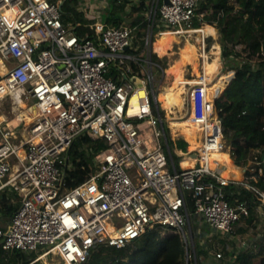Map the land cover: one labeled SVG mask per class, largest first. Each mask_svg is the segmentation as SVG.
Wrapping results in <instances>:
<instances>
[{
    "label": "built area",
    "instance_id": "obj_1",
    "mask_svg": "<svg viewBox=\"0 0 264 264\" xmlns=\"http://www.w3.org/2000/svg\"><path fill=\"white\" fill-rule=\"evenodd\" d=\"M95 1H103L108 14L124 5L118 15L123 21L115 25L108 14L104 19L90 14L95 9L90 0H78L84 20L75 22H63V0H0V101L10 99L13 113L0 121V191L20 196L7 227L0 228V247L27 252L48 246L31 262L48 264L55 250L65 264H84L97 245L125 247L159 227L178 233L185 264L191 255L196 263L192 227L206 225L207 239L234 236L236 224L249 216L244 201H227L224 186L253 190L264 205V191L253 184L264 175V150H252L238 165L240 178L223 176V161L210 164L213 152L232 155V149L203 73L184 80L186 117L177 119L176 106L168 110L158 99L153 27L194 33L206 24L202 0ZM132 5L142 7L141 36L127 21ZM85 25L89 31L80 33ZM205 48L203 41L202 52ZM133 98L136 107L130 110ZM189 118L198 125L200 146L175 148L177 166L172 150L167 152L168 136L184 137L172 136L170 123ZM81 136L103 139L106 146L94 153L91 175L67 189L69 150ZM183 158L194 164L183 166ZM205 242L199 239L203 247ZM213 255L236 260L219 249Z\"/></svg>",
    "mask_w": 264,
    "mask_h": 264
},
{
    "label": "trees",
    "instance_id": "obj_2",
    "mask_svg": "<svg viewBox=\"0 0 264 264\" xmlns=\"http://www.w3.org/2000/svg\"><path fill=\"white\" fill-rule=\"evenodd\" d=\"M77 5L78 0H63L61 4L63 22L84 20L83 13L77 9ZM124 7V5L114 6L107 15V20L115 25L120 24L123 20L118 15ZM129 9V16H131L129 25L136 26L137 33L141 36L146 31V21L141 13L142 7L132 5ZM200 10L206 12L205 22L215 26L219 35V43L213 44L209 57L216 73L219 66L217 60L220 45L222 69L217 75L220 76L212 83L222 85L223 79L233 76L234 71L233 78L222 94L214 100V105L222 121L224 136L231 145L232 159L239 165L246 161L252 150L256 148L264 150V0H202ZM197 24V22L194 23V26L199 27ZM203 27L207 34L216 35L212 26ZM161 28L153 27L152 41L155 40V35L159 31L169 30V28ZM88 31L89 27L85 25L80 33ZM207 40L206 49L209 50L213 39L209 36ZM151 59L159 65L158 68L166 67L163 58L156 54H152ZM133 67L138 68V65L133 64ZM162 98L169 110L179 104V98L172 96L171 93L164 94ZM185 120L177 122L182 124ZM170 125L175 126L173 123ZM185 137L190 142V150H196L197 144L192 142L189 136L185 135ZM168 144L178 166L179 156L174 149L185 151L188 143L181 137L173 140L168 136ZM105 146L106 142L103 139L92 140L88 136L77 139L69 150L72 156V168L67 171L64 179L67 189L83 182L91 175L94 170L93 155ZM253 184L260 191H264V175ZM224 193L230 204L238 200L244 201L249 209V216L246 218L248 221L254 219L258 207H264L259 194L236 183L224 186ZM13 195L17 197V200H14ZM19 202L20 196L16 195V192L11 189L2 191L0 212L2 215L11 217ZM163 231L165 228L147 229L132 243L121 248L97 245L84 264H185V246L180 235L168 232L166 236H162ZM192 231L195 232L194 227ZM130 245L133 246L132 249ZM194 247L196 263L193 256L192 258L190 256V264H204L202 257L205 258L208 255V248L199 244L198 236H194ZM8 253H13L10 264H38L37 261L31 262L32 255L28 252L5 251L1 247L0 264H7L4 259ZM240 264H264L263 249L261 248L256 255L248 254L241 259Z\"/></svg>",
    "mask_w": 264,
    "mask_h": 264
},
{
    "label": "rangeland",
    "instance_id": "obj_3",
    "mask_svg": "<svg viewBox=\"0 0 264 264\" xmlns=\"http://www.w3.org/2000/svg\"><path fill=\"white\" fill-rule=\"evenodd\" d=\"M90 3H92L93 6L95 7V9H93V10L91 9L90 10V14H93L95 17L104 19L105 16L108 14L107 13L108 10L106 9V7H104V2L102 1L100 3H97L95 0H90ZM130 20H131V16L128 17V20H127L128 23L130 22ZM197 25H199V24H197ZM201 29L205 31L204 35L206 34L205 37H204L205 38L204 43H205V46H206L207 43H208L207 38L209 36L212 37L213 35H207L206 30H205L204 27H202ZM215 29H216V35H214L215 38L212 37L213 40H212V42L210 44L209 50L206 49V52L209 54V56H210V52L212 50L213 44L216 43V42L218 43V41H219L218 40V36H219L218 35V29L216 27H215ZM170 33H171L170 31L166 30V31L161 33L162 34L161 36H159V35L157 36V38L153 42V50L155 52L159 53V50H158V38L166 36V35H168ZM198 35H199L198 33H191V32L184 33V34H181V35H175V40L172 43L171 49L168 50V54H165V55L161 56L160 54L157 55V53H155L158 57L163 58V60L166 62V67L163 68V70L165 72L164 76H163V79H161L162 78V70L160 68H158L157 66H155L154 69H153V73H154V76H155V79H156L155 86L159 87L158 88L159 92H161L164 89H166L168 87V85L170 84L171 80H172V75L171 74L167 75V72L165 70L171 63H173V61L175 59L178 58V56H179V52L178 51L180 50V47L184 46L187 43V41H190L191 43H194L197 46L198 52H200V51L202 52V49L199 50V45L201 44V46H202L203 42H199V38H198L199 36ZM154 51H152V52H154ZM244 54L245 53L243 52V55ZM199 58H200V60H199ZM199 58H198V67L197 68H198V72L202 74L203 73V69H202V61H203V59L201 57H199ZM217 61H218V65H219L217 72H219L220 68L222 67V58H221V63H220L219 59ZM210 65H211V68H212V70L214 72L211 79H214L215 77H217L218 73L217 72L215 73V70H214L211 62H210ZM229 71H233V70H229ZM229 71H226V72H229ZM226 72H224V73H226ZM233 73H234V71H233ZM197 75L198 74L194 71V68H193L192 64H188L184 68L185 79H190L191 77L197 78ZM230 77L232 78V75ZM227 83H225V78H224L223 81H222V85H220V86H222L224 88L222 89V91L219 94V96L222 94V92L226 88ZM224 84H226V85L224 86ZM163 95H161L159 93V96H158L159 98L158 99L161 101L162 106L165 108L166 102L164 101V98H162ZM171 95L174 96V94H172V93H171ZM219 96H217V97H219ZM174 97H176V96H174ZM216 98H213V99L215 100ZM179 105H180V99H179L178 106ZM11 106H12V104H11V100L10 99H5L3 101H0V117L1 118H4V116H5V118H7L9 120H11V118H13V113L11 111ZM189 107H190L189 106V102L185 101L184 104L180 105L179 108L176 107V109L173 111L172 115L178 116L179 118H177V119H181V117H186L188 112H189ZM23 112L27 114L28 110H23ZM164 113L166 114L165 111H164ZM172 123L175 126L173 128H171V127L169 128L170 129V134L176 138L177 134H180V132H182L181 131V124H178L177 121H172ZM175 130H177V133H174ZM178 138H180V136H178ZM227 142H228V140H227ZM197 146H198V144H197ZM188 150H190L189 146L187 148V151ZM239 176L241 177V173H239ZM259 209H260V207L257 208L256 211H255L256 212L255 215H254L255 222L250 223L248 225H247V223H244V224L242 223L240 228L237 229V231H236L237 234H236V236L234 238L228 239L227 235L222 236V235L218 234V235H213L212 237L207 239V238H204L205 234L211 232V230L206 225H201V226L199 225L200 227H194L195 235L198 236V239L201 238V239H203V241H206L205 242V248H208V255L205 258L202 257V259L204 260L203 261L204 264H240L241 259L239 260V258H238V260H235L236 256L238 254H240V256L242 258H244L248 254L253 252L254 249H256L258 251L261 250V247L264 246V211H263V213H260L261 209L260 210ZM2 223H4V222L0 221V226H2ZM236 227L238 228L237 224H236ZM167 234H168V231L161 232L162 236H166ZM243 243L245 244V246H247L246 247L247 250L244 253L240 252V247L243 245ZM47 247L48 246H43V247L39 246V249H37L35 251H27V252L32 255L31 258L34 260L37 257V254H39L42 250H44ZM132 248H133V246L130 245V249H132ZM217 249L221 250V252L224 254V256L227 259L228 258L229 259L232 258V259L235 260V262H230V261L223 262V260L222 261L218 260L217 262H215L213 260V254H214L215 250H217ZM189 254L191 255V253H189ZM263 255H264V253H263ZM237 257H239V256H237ZM191 258H192V255H191ZM12 259H13V253H8L6 258L4 259V262H7V264H10V260H12ZM45 260L48 261V264H63V262L59 259V256L56 255L55 253H50L48 255V257H46ZM37 262H38V264H42V260H39Z\"/></svg>",
    "mask_w": 264,
    "mask_h": 264
},
{
    "label": "bare ground",
    "instance_id": "obj_4",
    "mask_svg": "<svg viewBox=\"0 0 264 264\" xmlns=\"http://www.w3.org/2000/svg\"><path fill=\"white\" fill-rule=\"evenodd\" d=\"M197 33L199 34L198 35L199 41L203 42L205 40V38H204L205 35H204L203 30L199 29L197 31ZM174 37H175L174 34L171 32L170 34H168L166 36L158 38V50H159V54L161 56L168 54V50L172 46L171 42L174 39ZM178 52H179L178 58L175 59L173 61V63H171L166 69V72L168 74L172 75V80H171L170 84L168 85V87L166 89H164L163 91H161L160 94L163 95L166 93H172V94H174V96H176L177 98L180 99V105H182L181 104L182 103L181 94L183 93V85H184L183 83L185 80L184 76H183V72H184L183 67L186 64H192L194 71L198 75H200L197 67H198V58L201 57L203 59V61H202L203 74H204V77L207 81L211 80L214 72H213L211 65H210L211 59H210L208 53L207 52H201V54H200L198 52L197 46L194 43L187 41V43L184 46L180 47V50ZM230 79H231L230 76L226 77L225 83L229 82ZM206 91H207L208 99L210 101H213L214 100L213 98H216L221 93L222 87L218 84H214V83L210 82L209 85H206ZM139 94H143V91H141ZM158 96H159V94H158ZM19 106L24 107L25 104L22 101H19ZM135 107H136V103L134 102V98H133L132 104L130 106V110H134ZM165 108H168V107L165 106ZM168 110H169V108H168ZM0 119H1V117H0ZM197 127H198V125L189 118V119H186L185 122L181 124V131L185 135H188L192 139L193 142L198 144L197 149H199L200 144L197 141V135H196ZM21 153H22V151H21ZM222 154L226 158V161H224V162H226V168L222 172V175L225 177H234V178L238 177V175L240 173L239 168H233L230 166V164L228 163L229 162V155L225 151H224V153H223V151L222 152L221 151L213 152L209 157L210 164L212 166L214 165L213 160L215 158L218 159L219 161H221L220 158L222 157ZM50 253H55L56 255H58V253L55 250L49 251L48 254H50ZM63 264H65V263L63 262Z\"/></svg>",
    "mask_w": 264,
    "mask_h": 264
},
{
    "label": "crops",
    "instance_id": "obj_5",
    "mask_svg": "<svg viewBox=\"0 0 264 264\" xmlns=\"http://www.w3.org/2000/svg\"><path fill=\"white\" fill-rule=\"evenodd\" d=\"M205 25H210V26H212L214 29H215V26H213V25H211V24H205ZM204 25V26H205ZM215 31H216V29H215ZM203 32H205L204 30H203ZM206 35V34H205ZM207 35H210V34H207ZM213 35V34H212ZM175 36V35H174ZM212 37H214L215 38V36L213 35ZM157 38V37H156ZM155 38V39H156ZM175 40V37H174V39L172 40V42H171V45H172V43H173V41ZM155 41V40H154ZM153 41V42H154ZM200 42V41H199ZM219 43V42H218ZM172 47V46H171ZM152 48H153V43H152ZM171 49V48H170ZM169 49V50H170ZM202 49V46H201V44L199 45V50H201ZM204 52H206V48H205V50H204ZM200 54H201V51L199 52ZM158 54V53H157ZM159 55V54H158ZM221 49H220V45H219V61H220V63H221ZM199 60H200V58H199ZM188 64H186L183 68H185L186 66H187ZM222 69V67L220 68V70ZM219 70V71H220ZM166 71V70H165ZM217 73H219V72H217ZM201 74V73H200ZM167 75H168V73H167ZM192 75V74H191ZM183 76H184V72H183ZM199 75H197V77H198ZM220 76V75H219ZM219 76H217V77H215L214 79H211V80H209L210 82H212L213 80H215V79H217ZM191 78H193V77H191ZM184 79H185V76H184ZM195 79V78H194ZM226 84H224V86H225ZM222 87V86H221ZM222 89H223V87H222ZM177 108H179L180 107V105L179 106H176ZM4 116V115H3ZM4 118H5V116H4ZM4 118H1L0 119V121L1 120H3ZM175 132H177V131H175ZM179 132V131H178ZM180 134H182L183 135V139L184 140H186L187 141V143H188V146L190 147V143H189V141L187 140V138L185 137V134L184 133H182V132H180ZM224 153V152H223ZM229 155V154H228ZM220 160L221 161H223L222 162V165L220 166V170H221V174H222V172L225 170V168H226V162H224V161H226V158L224 157V155L222 154V157L220 158ZM183 162H182V164H183V166H190V165H192V164H194V160H190V159H183L182 160ZM229 164H230V166L231 167H233V168H239L238 167V165L237 164H235V162H234V160L232 159V156L231 155H229V162H228ZM239 171H240V169H239ZM240 173H241V171H240ZM235 178H240V176L238 175V177H235ZM6 190H9V189H6ZM2 191H5V190H1L0 191V194H1V192ZM16 195H17V193H16ZM14 196V200H17L16 198V196L15 195H13ZM259 208V207H258ZM260 209H261V212L260 213H263V211H264V207H260ZM259 209V210H260ZM10 216H5V215H2V213L0 212V221H3L4 223H2V226H0V228H6L7 227V225H8V223H9V221H10ZM244 221V222H243ZM253 222H255V219H253L252 221H248V219H242L240 222H238L237 223V226H238V228L235 226V234H234V236H228V239H230V238H234L235 236H236V231H237V229H239L240 228V226L242 225V223L244 224V223H247V225L248 224H250V223H253ZM245 243V242H244ZM243 243V245L240 247V252H242V253H244V252H246V250H247V246H245V244ZM262 249H263V253H264V246H262L261 247ZM260 251V250H259ZM258 250H256V249H254V251L253 252H251L252 254H254V255H256L258 252H259ZM237 256H239V257H237ZM236 256V260H238V258H239V260L240 259H242V257L240 256V254H238ZM213 260L215 261V262H217L218 260L217 259H215L214 258V255H213ZM211 263V262H210Z\"/></svg>",
    "mask_w": 264,
    "mask_h": 264
},
{
    "label": "water",
    "instance_id": "obj_6",
    "mask_svg": "<svg viewBox=\"0 0 264 264\" xmlns=\"http://www.w3.org/2000/svg\"><path fill=\"white\" fill-rule=\"evenodd\" d=\"M233 76H234V74H233ZM233 76H232V78H233ZM232 78H231V79H232ZM231 79H230V81H231ZM230 81H229V82H230ZM229 82H228V84H229ZM228 84H227V85H228ZM226 87H227V86H226ZM167 152H168V154H169V156H170V153H171V152H170V147H169V146H167ZM193 251H194V250H193ZM194 257H195V252H194Z\"/></svg>",
    "mask_w": 264,
    "mask_h": 264
}]
</instances>
